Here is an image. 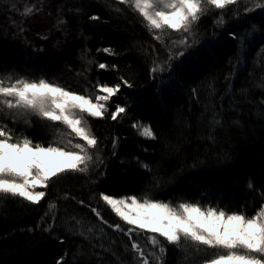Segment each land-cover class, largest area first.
<instances>
[{"label":"trees","instance_id":"1","mask_svg":"<svg viewBox=\"0 0 264 264\" xmlns=\"http://www.w3.org/2000/svg\"><path fill=\"white\" fill-rule=\"evenodd\" d=\"M256 2L211 9L194 26L189 47L169 48L167 37L180 33L165 30L155 39L138 12L117 0H0V77L19 67L3 44L13 48L29 36L41 50L33 57L60 85L85 93L97 81L121 83L113 103L126 107L117 120L87 118L102 164L94 154L88 172L54 179L38 205L0 200V264H56L61 256L65 264H136L129 238L112 228L131 226L99 199L101 192L172 205L199 202L249 216L264 205V10ZM25 5L43 12L22 19L17 8ZM91 14L102 20H89ZM23 54L32 58L31 50ZM97 63L116 68L101 70ZM29 119L30 125L0 111L1 124L45 146L65 131L59 122L51 128ZM145 125L155 139L139 134ZM132 239L147 246L139 233ZM219 251L198 250L191 241L166 245L163 264H203Z\"/></svg>","mask_w":264,"mask_h":264},{"label":"snow or ice","instance_id":"2","mask_svg":"<svg viewBox=\"0 0 264 264\" xmlns=\"http://www.w3.org/2000/svg\"><path fill=\"white\" fill-rule=\"evenodd\" d=\"M122 5L133 7L148 24L149 30H174L182 34L178 41L189 47L188 36L201 18L211 9L224 10L235 6L242 0H119ZM255 8L264 10V3H255ZM39 8H28L22 15L28 16ZM245 11L252 9L245 6ZM99 22V14L88 17ZM218 20L217 23H222ZM48 37L45 36L44 39ZM155 39L160 40L161 35ZM98 51H101L98 49ZM105 53L115 54L108 47ZM101 70L115 69L116 65L97 63ZM156 69H153L155 71ZM123 85L131 87L127 79L121 77ZM264 87V85H261ZM96 95L80 94L69 90L58 82L47 78L19 77L11 75L0 78V111H12L13 118H22L30 125V117H39L42 123L55 128L51 122L66 126L69 139L62 144L58 139L34 142L25 136L13 139V134L6 126H0V200L20 198L32 205H38L47 195L51 182L71 173H86L93 162L94 154L99 159V139L88 124L87 118L110 116L117 120L126 113V107L114 104V111H109L108 103L121 91V83L108 85L99 81L93 85ZM219 123V121H216ZM139 129V123L133 125ZM140 135L155 139L150 126H143ZM68 145H71L69 148ZM115 147V143H114ZM141 167L150 170V165L141 163ZM248 188L254 189L250 180ZM41 189V190H38ZM68 198L67 196L65 197ZM74 199V198H73ZM99 199L128 227L125 231L120 223L112 225L116 231L123 232L130 242L136 256V264H163L167 246H181L184 241H191L199 250H221L213 252L203 260V264H264V205L253 215L243 211L228 212L219 206L201 205L199 202H180L173 206L171 202L156 199H138L136 195L117 198L101 192ZM85 205L84 200L79 201ZM104 224L101 212L86 205ZM55 208V205H51ZM143 236L147 246H142L133 235ZM61 240L60 237H56ZM63 242V241H61ZM151 249V252H149ZM56 264H65L61 256Z\"/></svg>","mask_w":264,"mask_h":264},{"label":"rangeland","instance_id":"3","mask_svg":"<svg viewBox=\"0 0 264 264\" xmlns=\"http://www.w3.org/2000/svg\"><path fill=\"white\" fill-rule=\"evenodd\" d=\"M117 1H119V0H117ZM37 7L39 8V12L33 11V13L30 14V15L32 16V15H35V14H42V12H43V10L41 8L42 6H38V5H25V6L17 8V9L19 10V14L22 15V13H24L26 9H28V8L36 9ZM30 15H28V16L22 15V19H27L28 17H30ZM152 31L156 35H163V34H161L160 30H152ZM183 35L188 36V40H192L193 39V34L192 33L183 34ZM181 36H182V34H180V38H178V35L175 36V37H177V39H175V37H172V36L167 37L166 43H167L168 47L169 48H176L177 46H184L183 44H180L178 42L181 39ZM19 42H20V44H19ZM19 42H16V44H15V46L13 48H10V47H8V45L3 44L5 49H6L5 52H7V54H9L8 56L13 58L14 62H16V64L19 65V67H15L13 69V71L7 73L5 75V77L2 76L0 78H6L7 76L11 75V77H12V79L14 81V79L19 78V77H28V78L44 77V78L49 79L50 81L57 82L56 81L57 75H50L47 72L46 67L44 65H40V62H39L40 59L33 57V55L36 56L37 54H39L41 52V50L36 47V45L33 43V41H31V37H29V36L26 37L25 36ZM6 43L8 44V42H6ZM20 45H22L23 48L20 47ZM17 46L20 49H17L16 48ZM25 47H28L31 50L32 58H28V59L27 58L26 59L25 58L24 59L20 58L21 55L22 56L24 55L23 54L24 52H25V55H26L27 51L30 52V50H27ZM80 94H87V95H93L94 96L96 94H102V93H97L96 89L94 88V89H88L85 93H80ZM119 95H120V93L116 97H118ZM116 97H114V98H116ZM114 104L115 103H113V100L109 101V103H108L109 110L114 108ZM12 111H14V110H7L5 108L1 112L3 114L12 115ZM17 118H19V117H17ZM20 119H22V118H20ZM0 126H6V125H4V123L3 124L0 123ZM63 127H65V129H64L65 131H63L61 133V138L59 140H60V142L62 144H67L68 140L71 139L70 136L67 135V132L70 131V130H67L66 126H63ZM7 128L11 130V132L13 134L14 141L17 138L23 139V137H21L19 135H16L14 133V131L11 129V127H7ZM68 147L70 148L71 145H68ZM38 190H41V189H38ZM117 198H120V197H117ZM173 206H177V205H173ZM149 252H151V249H149Z\"/></svg>","mask_w":264,"mask_h":264}]
</instances>
